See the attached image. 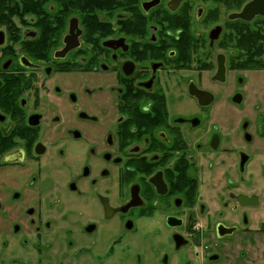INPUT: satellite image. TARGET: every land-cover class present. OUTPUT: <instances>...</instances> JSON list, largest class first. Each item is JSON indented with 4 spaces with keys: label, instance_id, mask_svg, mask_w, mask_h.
<instances>
[{
    "label": "flooded vegetation",
    "instance_id": "flooded-vegetation-1",
    "mask_svg": "<svg viewBox=\"0 0 264 264\" xmlns=\"http://www.w3.org/2000/svg\"><path fill=\"white\" fill-rule=\"evenodd\" d=\"M0 264H264V0H0Z\"/></svg>",
    "mask_w": 264,
    "mask_h": 264
}]
</instances>
